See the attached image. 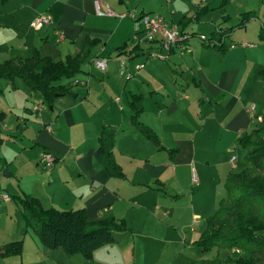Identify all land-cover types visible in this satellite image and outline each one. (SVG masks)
<instances>
[{
  "label": "crops",
  "instance_id": "obj_1",
  "mask_svg": "<svg viewBox=\"0 0 264 264\" xmlns=\"http://www.w3.org/2000/svg\"><path fill=\"white\" fill-rule=\"evenodd\" d=\"M100 1L116 15L97 14L94 0H0V63L29 58L35 50L65 61L88 39L98 41L89 60L109 59L106 70L85 64L83 73L64 80L71 93L52 105L19 78L0 80V246L23 242L22 254L0 253V264H140V249L158 244L179 245L184 252L226 199L227 176L246 168L236 153L238 140L264 126V118L252 123L248 112L251 104L264 108V0H229L225 7L221 0ZM131 11L159 14L191 34V52L174 49L165 60L149 58L158 46L137 43L140 23L119 17ZM42 13H50L53 23L36 30L31 23ZM245 14L250 18L235 27ZM201 21L214 24L203 34L209 39L235 27L224 35L225 53L196 37L191 27ZM122 58L125 72L118 67ZM138 64L144 67L136 70ZM133 96H142L139 120L158 143L132 123ZM105 127L116 130L113 153L123 177L96 160ZM45 150L56 157L52 169L40 163ZM24 194L44 209H84L90 222L111 216L130 230L116 233L118 241L97 249L90 260L70 256L46 247L27 228L16 198Z\"/></svg>",
  "mask_w": 264,
  "mask_h": 264
},
{
  "label": "trees",
  "instance_id": "obj_2",
  "mask_svg": "<svg viewBox=\"0 0 264 264\" xmlns=\"http://www.w3.org/2000/svg\"><path fill=\"white\" fill-rule=\"evenodd\" d=\"M221 1L220 7H225L229 0ZM248 18L250 14H245L242 23L235 27H240ZM235 27L225 32L220 30L210 39L214 44H205L225 53L228 46L224 35ZM97 44L98 41L88 39L82 51L68 56L65 61L43 57L39 50H35L29 58L6 60L0 63V80L19 78L32 91L42 93L44 101L52 105L57 96L71 93L70 83L65 84L63 81L83 73L84 65ZM260 76L264 80V70ZM142 100V96L132 97V123L158 143L156 134L139 120L143 111ZM3 118L4 114L0 113V122ZM115 138L116 130L105 127L99 136L95 157L111 175L123 177L114 158ZM238 143L246 150L245 160L249 166L227 176L225 187L228 201H220L219 209L207 218L206 228L200 238L192 243L204 252L216 248L219 253L213 259H194L189 264H264V126L254 128L241 137ZM16 198L22 207L27 228L36 232L46 247L62 248L70 256L80 254L90 260L97 249L118 241L116 233L130 230L125 221L111 216L90 222L84 209H44L39 199L32 195L24 194ZM237 249L240 251L237 252ZM22 252V241L0 246V253L4 257L20 255ZM220 252H225L224 257L220 256ZM234 253L237 256H233Z\"/></svg>",
  "mask_w": 264,
  "mask_h": 264
},
{
  "label": "built area",
  "instance_id": "obj_3",
  "mask_svg": "<svg viewBox=\"0 0 264 264\" xmlns=\"http://www.w3.org/2000/svg\"><path fill=\"white\" fill-rule=\"evenodd\" d=\"M94 8L95 12L99 15H116L107 4L103 5L100 0H94ZM119 17H128L136 23H140L141 29H138L134 36V39L138 41V43H146L158 46L157 50H151L148 52L149 58L165 60L167 53L171 52L174 49H181L186 52H191V48L189 47L188 42L193 36L189 33H182L177 25L167 21L163 16L159 14H137L135 11H131L125 14H120ZM52 23V15L50 13H42L32 21L31 26L36 30H41L45 26H48ZM142 33L143 35H141ZM196 37L203 43H215L203 34H196ZM59 38H64V34L62 32L59 33ZM231 47H233V45H231ZM94 63L96 68L106 70V68L108 67L109 59L105 57H95ZM120 64L121 70L125 72L127 68V60H121ZM143 67L144 64H138L135 68L136 70H140ZM132 75L133 74L131 72H127L126 78L130 79ZM38 108L39 107L36 106L35 110H37ZM248 112L252 123H256L257 120H261L264 118V108L262 110H259L256 104H251L248 108ZM47 130L50 131L51 127L48 126ZM40 163L44 167L52 169L56 163V157L52 152L45 150L40 157ZM230 163L232 167L235 166L236 156L231 157ZM192 177L193 182L198 183V176L195 172H193ZM4 198H8V196L4 195ZM236 251L239 252L240 250L237 249Z\"/></svg>",
  "mask_w": 264,
  "mask_h": 264
},
{
  "label": "rangeland",
  "instance_id": "obj_4",
  "mask_svg": "<svg viewBox=\"0 0 264 264\" xmlns=\"http://www.w3.org/2000/svg\"><path fill=\"white\" fill-rule=\"evenodd\" d=\"M195 2H200L201 0H194ZM210 2V1H209ZM164 5L167 6L169 5V2H165ZM181 9V8H178ZM219 13H216L212 16V19L214 21V19L216 17H218ZM238 20L234 19L232 20V22H225L223 23V27H228L231 26L232 24L237 23ZM214 24L211 23L210 21L208 23H205L204 21H201L199 23H195L192 25L191 29H194L197 33H202V34H209V30L211 29V27H213ZM138 29L140 28V25L138 27ZM143 35V33L141 34ZM138 43V41H137ZM146 44V43H143ZM122 59H120L121 62ZM150 60V59H149ZM140 60H138L139 62ZM149 62H146V64H148ZM118 65V63H117ZM112 66V65H111ZM85 67L89 70L90 68H96L95 67V63H94V58L89 60ZM119 68H121V64L119 63L118 65ZM110 68V66H109ZM87 70V71H88ZM100 75V74H98ZM97 77H101L98 76ZM243 147L239 146L237 149V154L239 155V160L241 163L245 164L246 167L249 166V164L246 162L245 160V156H243ZM241 169V167H239L237 169V171H239ZM228 199V196H226V200ZM228 201V200H227ZM226 201V202H227ZM227 205H229V203H226ZM132 250V249H130ZM141 251V256H140V264H186L188 263V261L194 260V259H213L218 255V250L216 248H213L209 251H203L201 247H197V246H192L190 248H187L184 250L183 252V248L181 249V246L179 245H169V246H162V245H155L153 247H148L147 249H140ZM139 251V252H140ZM225 252H220V256L224 257ZM233 256H237V254L234 253Z\"/></svg>",
  "mask_w": 264,
  "mask_h": 264
}]
</instances>
